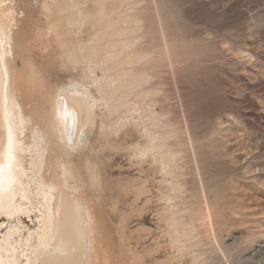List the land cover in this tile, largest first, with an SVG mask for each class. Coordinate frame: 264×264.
<instances>
[{"label": "rangeland", "instance_id": "1", "mask_svg": "<svg viewBox=\"0 0 264 264\" xmlns=\"http://www.w3.org/2000/svg\"><path fill=\"white\" fill-rule=\"evenodd\" d=\"M9 10L14 72L59 57L95 102L80 139L98 264H264V0Z\"/></svg>", "mask_w": 264, "mask_h": 264}, {"label": "bare ground", "instance_id": "2", "mask_svg": "<svg viewBox=\"0 0 264 264\" xmlns=\"http://www.w3.org/2000/svg\"><path fill=\"white\" fill-rule=\"evenodd\" d=\"M15 5L0 0V264H98L103 245L83 187L94 144L80 139L92 128L95 102L76 85L64 88L59 57L14 72Z\"/></svg>", "mask_w": 264, "mask_h": 264}]
</instances>
